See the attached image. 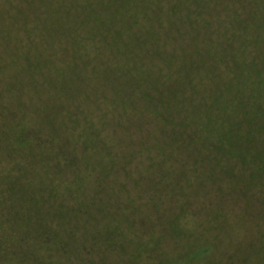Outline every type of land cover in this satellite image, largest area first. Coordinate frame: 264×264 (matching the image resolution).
<instances>
[{
  "label": "trees",
  "instance_id": "1",
  "mask_svg": "<svg viewBox=\"0 0 264 264\" xmlns=\"http://www.w3.org/2000/svg\"><path fill=\"white\" fill-rule=\"evenodd\" d=\"M235 1L102 0L84 17L94 53L69 32L64 53H0V75L13 68L0 82V264H197L211 245L139 263L161 244L143 207L169 187L210 186L202 208L219 226L230 202L264 219V0ZM98 98L128 153L89 118ZM182 214L157 224L181 236Z\"/></svg>",
  "mask_w": 264,
  "mask_h": 264
},
{
  "label": "rangeland",
  "instance_id": "2",
  "mask_svg": "<svg viewBox=\"0 0 264 264\" xmlns=\"http://www.w3.org/2000/svg\"><path fill=\"white\" fill-rule=\"evenodd\" d=\"M98 1L102 0H0V53L9 54L21 51L23 54H30L31 47L28 45L30 43H36L34 45L36 50H32L37 53V49H50L51 47L48 45L50 42H54V45L58 46L56 48L57 51L64 53L65 49L70 51L69 49L75 48L74 46H68V43L66 46L65 43H62L64 42L63 36L68 32L72 33L74 38L78 37V41L81 42H84L83 37L92 38V43L88 45L85 42V44L87 49L94 53L91 50L93 43L100 44L99 40H101V37L99 35L94 37L89 34L88 27L96 25V17L94 14V17L87 25L84 22L88 21V19L84 17L90 12V9L94 11L98 9ZM88 4L92 5L89 9L87 8ZM235 4L239 6L243 3L242 0H236ZM195 29L191 37L197 38L198 43L204 42L206 44L198 29ZM189 30L191 31V29ZM161 38L166 42L164 37ZM192 41L195 43L194 40ZM202 46L203 43L201 44ZM83 49L80 48L79 51ZM25 62L22 63V66L29 64V62ZM63 67L65 68V66ZM12 69V67H9L7 76L4 75L2 77L0 75V82L12 73ZM97 100V103L94 102L87 109L89 118L94 121L95 126L101 129V131L104 130V133L110 134L113 138L117 136V138L121 139L122 143L119 141L121 149L128 153L126 142L133 143L132 140L123 135L121 136L120 133L122 132L114 134L110 124L102 121L100 116L109 117L110 114L105 111L100 112L98 105L102 100L101 98ZM66 137H68L67 134ZM71 139L75 141L74 138ZM131 155L133 156V154ZM141 159L139 156L136 158L134 156L131 157L132 163L130 164V169L134 173L133 177L135 179L139 178V174L145 171V168L143 169L139 164ZM121 178L124 183L128 184L127 194L139 197L140 205H145V199L137 196L138 193L136 187H134L132 177H126L122 172ZM170 181L165 180L161 185L165 186L167 183L168 187ZM146 185L147 182H145ZM200 186H203V189H199ZM169 188L167 189L169 193H157L161 200L158 210L154 209L152 205L143 207L145 215H150L146 216L148 223L145 229L147 232L152 229L155 235L149 238L161 240V244L160 248L156 249L154 255H145L139 263L157 262L164 252H166L167 256L163 257H168L171 261H181V259L186 258L189 251L194 250L199 245L207 244L211 245L209 253L199 259L197 264H264V238L262 239L263 233L258 231L260 227L262 232H264V219H250L243 207L239 208V204L233 205V202H230L223 207L224 217L221 222L223 225L220 224L219 226V222L216 223L213 217L209 221L206 218V212L210 211L211 207L208 209L207 207L202 208L204 203L214 199L212 195L209 199V196L203 193L204 190L211 189L210 186L196 184V186L190 187L186 191L176 189V194H172ZM202 194L205 197H200ZM162 196L164 197L163 199H161ZM260 197L257 199L259 200ZM164 200H166V203ZM182 204H184L183 207L181 206ZM188 204L189 210H186ZM182 211L183 214L180 213ZM176 214H182L181 226H183L184 231H182L181 236H172L165 228L163 229V227L157 224L158 220L156 216H163L164 219L168 220ZM150 219H153L155 222L154 228L149 221ZM165 226L169 227L166 224ZM148 242L152 246L156 243V240L149 239ZM130 248H133V246L131 245Z\"/></svg>",
  "mask_w": 264,
  "mask_h": 264
}]
</instances>
